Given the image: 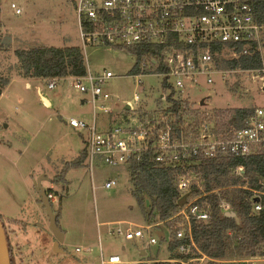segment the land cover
<instances>
[{
    "label": "rangeland",
    "instance_id": "1",
    "mask_svg": "<svg viewBox=\"0 0 264 264\" xmlns=\"http://www.w3.org/2000/svg\"><path fill=\"white\" fill-rule=\"evenodd\" d=\"M12 3L23 12L17 14ZM75 6V0H0V75L10 79L0 95V214L15 264H103L102 256L107 261L111 254L121 258L114 264L167 261L171 257L168 226L146 221L132 194L128 170L96 164L92 174L85 162L69 166L86 145V131L71 126L69 118L90 120L92 110L73 87V77L60 78L50 88L49 78L21 76L17 49L81 46L87 70L114 74L105 85L112 95L108 105L113 113H100V122L119 117L135 92L142 98L133 107L138 109L137 116L143 106L156 111L164 92L162 79L145 75L144 84L137 86L130 74L137 61L132 52L107 45L84 46ZM262 38L264 43V34ZM215 77L214 84L187 90L199 110L214 114L237 107H264V63L258 70L223 66L222 74ZM57 175L66 180L55 182ZM110 178L117 179V184L106 188ZM39 179L45 189L53 185L58 196L53 209L61 215L59 226L65 234L61 245H55L50 217L40 202ZM109 222L142 229L144 237L127 239L108 233L104 223ZM157 230H163L165 238ZM151 236L157 243L150 242Z\"/></svg>",
    "mask_w": 264,
    "mask_h": 264
},
{
    "label": "built area",
    "instance_id": "2",
    "mask_svg": "<svg viewBox=\"0 0 264 264\" xmlns=\"http://www.w3.org/2000/svg\"><path fill=\"white\" fill-rule=\"evenodd\" d=\"M255 1L75 0V11L84 46L91 43L129 51L134 46L149 45L160 49L159 54L148 51L140 63V72L132 75L137 86L144 84L143 76L155 75L162 79L164 92L160 99L163 103L168 105L172 87L176 99L192 105L197 100L190 97L187 90L214 84L215 76L222 74L219 54L233 59L258 50L264 63V23L256 19ZM11 6L16 8L17 14L23 12V8L15 3ZM219 43L224 46L221 53L216 48ZM113 76L110 70L103 74L87 70L85 76L73 77V87L85 96L83 103L92 106L90 120L69 118L71 126L86 131V166L92 174L96 164L128 170L134 161L151 151L161 166L174 169L179 190L187 192L175 231L178 239H190L179 245L178 250L189 255L196 247L193 226L210 223L214 213L210 195L217 190L205 188L204 161L264 155V107L256 108L240 129L224 134L208 119L209 113L194 104L192 108L182 110L184 119L178 125L173 119L169 120L171 113L162 118L161 114L149 110L148 114L137 116L138 109L133 107L142 102V98L135 92L134 100L127 102L129 109L126 105L119 117L100 122V113L109 116L113 113L108 105L112 95L105 90ZM58 80L57 77L49 78L48 86L55 88ZM165 80L170 84L169 88L165 87ZM245 170L241 163L233 167L232 172L244 178ZM116 184L117 179L112 178L106 181L105 187ZM53 188L52 185L51 191L47 192L52 203L58 200ZM253 198V209L261 212L264 191L254 190ZM256 198L259 201H255ZM220 208L226 213L235 211L226 199L222 200ZM108 227V233L119 237H144L142 229L124 228L120 222L109 223ZM150 242L157 243V238L151 236ZM201 259L186 257L179 263L192 264ZM120 261L117 254L110 255L107 261L102 256L103 264Z\"/></svg>",
    "mask_w": 264,
    "mask_h": 264
},
{
    "label": "trees",
    "instance_id": "3",
    "mask_svg": "<svg viewBox=\"0 0 264 264\" xmlns=\"http://www.w3.org/2000/svg\"><path fill=\"white\" fill-rule=\"evenodd\" d=\"M255 8L256 19L260 23H264V0H256ZM216 48L221 53L224 46L219 43ZM150 50L159 54L160 49L149 45L134 46L129 49L136 54L137 60L130 71L131 75L140 72V63ZM16 56L20 64L21 76L26 79L53 77L60 79L67 76H85L87 73V64L81 46L56 47L47 45L17 49ZM217 58L220 67L226 66L230 69L258 70L263 67V57L258 50L248 55H239L238 58L233 59L220 54ZM163 70L165 69L163 68ZM9 84L10 79L0 75V95ZM164 85L167 88L170 87L166 80ZM175 95V90L171 87L168 105L160 99L157 102L156 111L161 114L162 118L171 113L169 120L173 119V123L178 125L184 119L182 110L192 107L190 102L183 103V101L176 99ZM255 110L254 107H237L218 111L219 113H209L207 117L212 124H216V127L226 134L244 126L245 121L253 115ZM139 112L141 116H144L150 111L143 106L140 107ZM86 156L87 150L85 148L78 158L69 163V166H79L84 162L86 163ZM241 163L246 167V177L244 178L235 176L232 172L233 167ZM202 171L206 190H217V193L210 195L214 213L210 223L193 226L196 247L192 248L189 255H183L178 247L182 243L190 242V239H178L175 225L179 220L178 214L182 208L179 202L187 192L183 193L179 190L178 177L174 169L161 166L156 161V155L151 151L146 152L142 159L134 161L128 169L133 183L132 194L136 197L146 221L151 224L164 222L168 226L170 231L168 249L172 252V258L179 261L186 257L201 258L206 255L209 257L207 264H223L221 262L224 260L233 258L241 260L264 256V209L261 212L253 209L254 190L264 191L262 184L264 182V155L206 159ZM61 179L66 180L64 176L57 175L54 181L58 182ZM49 191L51 188L46 189V192ZM223 199L231 203L236 216L232 217L221 210L220 204ZM40 202L42 203L41 198ZM57 213L59 225L61 215L60 212ZM0 219L6 227L5 219L1 214ZM9 249L12 264H15V254H13L10 244ZM152 264L178 263L167 260Z\"/></svg>",
    "mask_w": 264,
    "mask_h": 264
},
{
    "label": "water",
    "instance_id": "4",
    "mask_svg": "<svg viewBox=\"0 0 264 264\" xmlns=\"http://www.w3.org/2000/svg\"><path fill=\"white\" fill-rule=\"evenodd\" d=\"M43 101H45L47 104H49L50 102L45 98H43ZM129 108L130 107L127 105V109ZM37 189L39 195L41 196L42 206L46 209L47 214L50 217L51 229L53 230V233L56 235L57 241L55 245H59L65 238V234L62 232L60 226L58 225L59 215L56 211H54L52 202L47 196L46 189L42 186L41 179L37 181ZM186 200H187V194H185L179 202L181 207L185 205ZM255 201H259V198H256ZM227 213L232 217L236 216L235 211H231ZM0 264H12V259L9 249V240H8V236L6 235L5 227L1 219H0Z\"/></svg>",
    "mask_w": 264,
    "mask_h": 264
},
{
    "label": "crops",
    "instance_id": "5",
    "mask_svg": "<svg viewBox=\"0 0 264 264\" xmlns=\"http://www.w3.org/2000/svg\"><path fill=\"white\" fill-rule=\"evenodd\" d=\"M85 148H86V145H85ZM110 179H112V178H110ZM36 187H37V182H36ZM109 223H112V222H109ZM109 223H104V225L108 226ZM100 226H101V224H100ZM157 232L160 235V237H162V238L164 237L165 238V232L163 230H157ZM59 245H61V244H59ZM77 248H76V250H77ZM111 255H113V254H111ZM201 258L202 259L200 261L195 262V264H207V261H208L209 257H207L206 255H204ZM152 260H156V259H152ZM168 260L172 261L173 263H178L179 264V261L178 260L172 258V252H171V257ZM152 262H157V261H152ZM262 262H264V256H262V257L256 256V257H251V258H243L241 260L240 259L233 258V259H229V260H224L221 263H223V264H234V263H236V264H243V263H246V264H261ZM139 263H143V262H139ZM111 264H114V263H111Z\"/></svg>",
    "mask_w": 264,
    "mask_h": 264
}]
</instances>
